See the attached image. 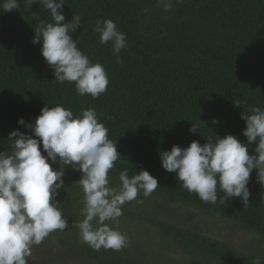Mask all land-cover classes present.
<instances>
[{
  "label": "trees",
  "instance_id": "16d2710c",
  "mask_svg": "<svg viewBox=\"0 0 264 264\" xmlns=\"http://www.w3.org/2000/svg\"><path fill=\"white\" fill-rule=\"evenodd\" d=\"M63 2L65 22L73 15L81 18L71 35L90 61L104 66L107 91L93 99L78 95L74 83L54 80L53 69L41 55V43H32L38 21L30 15L37 12L40 20L51 22L50 12L37 3L25 9L24 0H19V9L0 11V151H10L7 137L12 130L31 134L17 120L33 122L45 104H59L74 115L93 107L121 155L111 170L116 176L125 168L129 176L147 170L158 181L153 193L264 237V174L251 172L246 207L237 197L210 204L184 189L160 159V152L173 145L184 148L193 140L204 144L209 136L232 134L248 143L241 113L253 106L264 108V0H173L170 11L158 7L156 0ZM97 19L113 20L126 35L120 62L112 42L99 44V34L93 31ZM192 124L199 131L190 132ZM254 148L249 144V154ZM41 151L46 155L42 145ZM49 163L53 169L59 167ZM74 191L78 192L77 186ZM69 196L64 184L55 199L62 205ZM163 229L197 251L203 262L195 264H253L259 257L188 230L166 225ZM80 249L98 264H147L111 249L94 251L87 244ZM27 260L53 264L38 256Z\"/></svg>",
  "mask_w": 264,
  "mask_h": 264
},
{
  "label": "clouds",
  "instance_id": "9594fccd",
  "mask_svg": "<svg viewBox=\"0 0 264 264\" xmlns=\"http://www.w3.org/2000/svg\"><path fill=\"white\" fill-rule=\"evenodd\" d=\"M33 3L42 4L51 15V22H45L37 12H30L38 21L32 43H41V55L53 69L54 80L74 83L80 96L95 99L105 93L109 79L104 66L90 61L71 35L81 24L80 16L73 15L65 22L60 11L63 0H24V8L30 10ZM156 4L170 11L173 0H156ZM20 7L19 0H0V11ZM93 31L99 34V44L112 42V52L120 62V52L127 45L126 35L117 24L111 19H97ZM241 119L246 124L243 135L248 143L226 134L209 136L204 144L193 140L184 148L173 145L160 152L162 167L175 173L184 189L206 203L225 204L226 199L237 197L246 207L250 203L247 184L251 172L256 169L264 174V108L245 109ZM17 123L31 134L12 130L7 137L10 151H0V264H28L34 245L55 231L69 228L55 199L64 186L66 166L81 173L78 182L83 190V219L72 225L79 229L81 241L94 251L126 247L127 235L114 227L123 215V206L133 200L143 203L139 195L149 197L159 185L147 170L129 176L127 168L119 172V185H111L109 173L121 155L95 108H83L74 115L59 104H45L33 122L26 123L20 117ZM213 123L218 121L213 119ZM189 131L199 129L192 124ZM252 143L254 154H249ZM49 161L59 167L53 169ZM253 264H264V258H254Z\"/></svg>",
  "mask_w": 264,
  "mask_h": 264
},
{
  "label": "rangeland",
  "instance_id": "374dc122",
  "mask_svg": "<svg viewBox=\"0 0 264 264\" xmlns=\"http://www.w3.org/2000/svg\"><path fill=\"white\" fill-rule=\"evenodd\" d=\"M51 162V161H50ZM52 163V162H51ZM55 166H59L53 163ZM67 167V166H66ZM70 200L66 198L61 205L69 228L64 231L51 233L40 245H34L31 256L51 261L53 264H98L80 249L81 241L79 229L72 226L83 219L81 215L84 207L83 190L78 180L81 173L73 168L64 169ZM111 185L118 186L119 176L109 173ZM77 186L78 192L74 191ZM138 199L126 203L119 223L114 225L125 233L129 243L120 251H114L121 256L137 259L147 264H195L203 259L196 250L176 240L171 233L166 232V225L175 230H188L202 237L211 238L264 258V237L241 228L238 224L223 220L202 212L195 206L188 205L175 199L152 193L144 197L142 193ZM60 239L68 242L62 243ZM76 243L71 247L68 243Z\"/></svg>",
  "mask_w": 264,
  "mask_h": 264
}]
</instances>
